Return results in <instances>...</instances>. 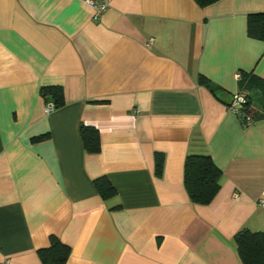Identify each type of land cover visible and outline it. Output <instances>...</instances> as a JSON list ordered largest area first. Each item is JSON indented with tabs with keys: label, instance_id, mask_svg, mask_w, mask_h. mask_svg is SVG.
<instances>
[{
	"label": "crops",
	"instance_id": "obj_1",
	"mask_svg": "<svg viewBox=\"0 0 264 264\" xmlns=\"http://www.w3.org/2000/svg\"><path fill=\"white\" fill-rule=\"evenodd\" d=\"M93 12L0 0V264H41L51 235L69 246L65 264H242L235 233L264 231V116L243 126L227 104L241 72L264 81V41L247 35L264 0H109ZM46 85L63 91L49 113ZM80 124L97 129L99 151L84 149ZM187 154L222 172L208 204L185 190ZM100 176L114 196H100Z\"/></svg>",
	"mask_w": 264,
	"mask_h": 264
},
{
	"label": "trees",
	"instance_id": "obj_2",
	"mask_svg": "<svg viewBox=\"0 0 264 264\" xmlns=\"http://www.w3.org/2000/svg\"><path fill=\"white\" fill-rule=\"evenodd\" d=\"M200 7L210 5L218 0H194ZM247 35L251 38L264 41V12L250 13L247 16ZM198 82L207 85L215 92L217 89L210 80L203 75H198ZM238 91L246 93L244 109L257 120L264 116L254 109V100L259 101L264 111V81L259 78H245L241 72L238 79ZM41 95L54 103L55 108L63 103V91L59 85H46L40 88ZM229 104V103H228ZM227 104V105H228ZM80 136L84 149L87 152H97L100 149L99 134L93 126L80 124ZM46 135L38 136L34 140H41ZM163 154L155 153V173L160 175L162 171ZM222 172L214 164L209 154H187L183 164V183L190 200L198 204H208L212 201L220 188ZM94 186L104 199L116 194L115 189L105 176L93 180ZM234 243L242 264H264V231H252L241 228L234 235ZM69 246L62 243L54 235L49 237V244L45 248L37 250L41 264H65Z\"/></svg>",
	"mask_w": 264,
	"mask_h": 264
},
{
	"label": "built area",
	"instance_id": "obj_3",
	"mask_svg": "<svg viewBox=\"0 0 264 264\" xmlns=\"http://www.w3.org/2000/svg\"><path fill=\"white\" fill-rule=\"evenodd\" d=\"M84 2L93 8V17L97 18L102 12H104L108 7L109 0H84ZM240 75H238V79ZM246 102V93L244 91H237L232 95V99L228 104V108L234 112L243 126L250 125L256 121V119L250 114L249 111L244 109L243 103ZM55 109L54 103L52 101H48L45 104L44 111L45 113H49ZM3 262L2 264H5Z\"/></svg>",
	"mask_w": 264,
	"mask_h": 264
}]
</instances>
